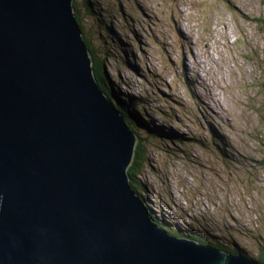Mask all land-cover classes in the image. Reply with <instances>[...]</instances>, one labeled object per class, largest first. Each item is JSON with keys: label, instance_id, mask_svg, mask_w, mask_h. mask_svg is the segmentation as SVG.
I'll list each match as a JSON object with an SVG mask.
<instances>
[{"label": "water", "instance_id": "obj_1", "mask_svg": "<svg viewBox=\"0 0 264 264\" xmlns=\"http://www.w3.org/2000/svg\"><path fill=\"white\" fill-rule=\"evenodd\" d=\"M76 25L69 0H0V264H264V248L257 261L173 237L130 207L133 133Z\"/></svg>", "mask_w": 264, "mask_h": 264}, {"label": "rangeland", "instance_id": "obj_2", "mask_svg": "<svg viewBox=\"0 0 264 264\" xmlns=\"http://www.w3.org/2000/svg\"><path fill=\"white\" fill-rule=\"evenodd\" d=\"M87 1L132 27L130 45H115L103 69L113 95L144 101L147 128L128 129L145 151L137 195L168 231L207 227L227 253L234 242L255 258L264 239V0ZM80 21L87 40L96 26L87 15ZM171 130L182 142L169 141Z\"/></svg>", "mask_w": 264, "mask_h": 264}, {"label": "trees", "instance_id": "obj_3", "mask_svg": "<svg viewBox=\"0 0 264 264\" xmlns=\"http://www.w3.org/2000/svg\"><path fill=\"white\" fill-rule=\"evenodd\" d=\"M87 0H79L80 6L77 8H74L71 4L72 14L73 18L77 23V28L80 31L81 34V41L84 43L82 44L85 48V51L87 52V58L89 59V62L91 64V73L93 76L94 83L98 90L107 98L108 101H110V105L114 107L117 110V114L120 116L123 124L125 127L129 130H131L132 126L134 128H141L146 129L147 124L145 121V118L147 117V113L145 112V109L143 106V99L140 98L138 95H121L122 93L115 92L117 95H113V91L110 88V84H108L107 81L104 79V63L106 60L104 58H108V56H111L112 53L116 54L118 52V46H115L123 40L124 43H127L130 45L129 39L131 38V35H127L132 29L129 22L126 19L121 18L119 13H108V14H101L98 15V8H92L87 7L86 4ZM88 2V1H87ZM119 0L113 1V3H118ZM83 15H87L88 19L91 21L92 24L96 26V29H94V34L90 35V37L86 39L85 30L82 26V23L80 19ZM101 23V24H100ZM81 26V27H80ZM112 31V38L109 39ZM102 35L103 41L101 43L97 42V37H100ZM132 39V38H131ZM89 41V42H88ZM112 42V43H111ZM128 57V56H127ZM126 57V58H127ZM125 58V60H126ZM113 87V86H112ZM109 95L112 99H110ZM175 103V102H174ZM150 132L148 135H156L159 136L158 132L160 129H157L156 127L151 128L149 127ZM132 131V130H131ZM133 132V131H132ZM169 141L172 143H179L182 142L183 135L182 133H178L176 130H171L169 136ZM215 143L218 145V143L215 141ZM220 148V147H219ZM131 157L130 162L126 168V176L127 179H129L130 187L136 192L135 188L137 190L140 189V187L137 186V183L140 184V179L138 172L140 171L142 165L146 163L143 160L144 152L143 146H142V139L139 137L134 138V144L131 149ZM221 151V149H220ZM244 162V161H243ZM240 164V163H239ZM259 165L261 168L264 167V157L261 156L259 159ZM138 177V179H137ZM134 182V183H133ZM141 190V189H140ZM137 194V193H136ZM143 202V201H142ZM145 205V203L143 202ZM147 208V211L150 213L154 223L162 230L166 231L168 234L172 235L173 237H182L186 239H191L195 241L196 243L204 244V245H210L212 247H218L217 249L228 252L227 250H230L229 248L225 247V245H220V243H216L214 241L215 235L209 230L208 228L203 229H190V228H184L180 229L179 226H175L171 229V231H168L165 227L157 224L158 222L155 221L156 214H153V211L150 210L147 205H145ZM195 221L194 219L190 220V223ZM216 238V237H215ZM213 240L214 243H210L208 240ZM221 242V241H217ZM233 249L236 250L235 254H241L245 257L251 258L248 255L245 254L243 249L238 247L234 242H232ZM229 247V246H228ZM264 248V239L262 244L259 246L258 254L253 257L252 259H256L257 261H260L262 258Z\"/></svg>", "mask_w": 264, "mask_h": 264}, {"label": "bare ground", "instance_id": "obj_4", "mask_svg": "<svg viewBox=\"0 0 264 264\" xmlns=\"http://www.w3.org/2000/svg\"><path fill=\"white\" fill-rule=\"evenodd\" d=\"M64 0H62V2H63ZM64 9H65V7H64ZM65 12H67L66 10H65ZM72 32H73V35H74V37H75V32H74V30H72ZM77 47H78V45H77ZM78 50H79V54L81 55V52H80V49H79V47H78ZM103 101H104V99H103ZM98 102H100L99 100H98ZM110 102V101H109ZM106 103V102H105ZM123 132V131H122ZM123 134L125 135V137H127V135L123 132ZM130 142H131V140H129ZM121 180H122V183L124 182V181H126L127 182V184H128V186H129V188L133 191V194L136 196L135 197V200L130 196V194H127L126 195V197L127 198H132L133 199V202L132 203H130V207L132 208V207H137V210H138V214H139V216H146V217H148L153 223H154V221H153V219H152V217H151V215H150V213L147 211V208L145 207V205L143 204V202H142V200H141V197H139L137 194H136V192L130 187V184H129V179H127V178H123V177H121ZM127 193V192H126ZM134 197V196H133Z\"/></svg>", "mask_w": 264, "mask_h": 264}, {"label": "flooded vegetation", "instance_id": "obj_5", "mask_svg": "<svg viewBox=\"0 0 264 264\" xmlns=\"http://www.w3.org/2000/svg\"><path fill=\"white\" fill-rule=\"evenodd\" d=\"M236 252V250H234Z\"/></svg>", "mask_w": 264, "mask_h": 264}]
</instances>
